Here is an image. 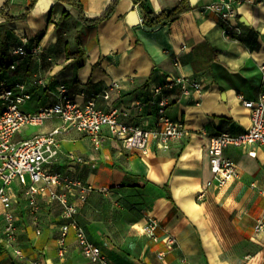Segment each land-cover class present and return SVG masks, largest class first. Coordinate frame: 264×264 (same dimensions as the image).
I'll return each instance as SVG.
<instances>
[{
	"label": "crops",
	"instance_id": "1",
	"mask_svg": "<svg viewBox=\"0 0 264 264\" xmlns=\"http://www.w3.org/2000/svg\"><path fill=\"white\" fill-rule=\"evenodd\" d=\"M29 1L11 0L13 13ZM78 1L87 23L79 20L73 5L60 0H38L26 17L7 20L2 10L8 0H0L2 87L26 84L32 97L22 109L36 112L53 105L66 85L78 104L95 99L105 111L118 108L120 121L152 131L164 129L159 114L164 102L165 115L186 127L185 137L169 149L151 139L145 152L127 149L109 128L103 129L99 144L74 130L60 137L52 172L96 188L85 202L72 199L78 208L75 218L89 240L112 264H264V229L255 230L258 220L264 222V148L228 147L225 156L237 165L238 177L224 187L209 184L208 153L211 137L242 133L251 124L240 96L256 100L264 87V0H192L191 11L153 29L142 24L133 0H117L110 18L99 23L95 21L116 0ZM179 1L148 3L159 13ZM214 2L231 3L237 17L226 20L208 9ZM65 11L71 16L62 19ZM24 38L25 48L37 47L38 53L13 54ZM205 41L216 53L210 66L200 49ZM168 77L200 81L202 92L185 95L178 87H167L156 94L155 87ZM60 124L51 119L32 126L36 129L29 135L21 130L16 138L47 134ZM12 190L18 195L12 207L17 239L8 241L0 202V264H94L72 230L60 255L61 227L67 220L61 218L58 201L40 196L35 221L17 182ZM151 221L157 223L158 240L143 231Z\"/></svg>",
	"mask_w": 264,
	"mask_h": 264
},
{
	"label": "built area",
	"instance_id": "2",
	"mask_svg": "<svg viewBox=\"0 0 264 264\" xmlns=\"http://www.w3.org/2000/svg\"><path fill=\"white\" fill-rule=\"evenodd\" d=\"M208 9L219 13L226 20L237 17V11L231 3L214 2L208 6ZM26 44L27 39L24 38L23 44L15 48L13 54L27 57L38 53L37 47L27 50ZM11 69H15V65H11ZM2 86L3 83L0 84V202L5 209V233L9 243L17 239L16 216L12 209L13 204L18 202V195L12 190L13 184L17 182L35 221L38 220L40 196H47L62 205L61 218L67 222L62 225L59 238L61 256L66 252L67 236L72 230L82 253L91 262L112 264L102 249L89 240L85 230L75 218L78 208L73 201L85 202L88 194L96 188L79 179L52 172L50 169L59 152L60 137L74 130L92 137L95 143L99 144L103 129L109 128L111 135L120 140L127 149L145 152L150 140L153 139L161 149L167 150L173 142L185 137V125L174 122L165 115L164 102L161 103L159 110L160 122L164 124L162 131H152L138 125L127 124L120 121V112L116 107L105 111L96 106L95 99H90L85 105L78 104L71 97L66 85H61L53 105L42 107L36 112H26L22 106L32 97L26 84L20 82L12 87ZM167 87H178L185 95L202 92L200 81L186 77H168L166 83L156 86L154 91L158 94ZM104 97L108 99L109 94L106 93ZM240 100L250 111L251 124L242 133L223 132L210 138L208 153L213 173L210 185L224 187L238 177L237 165L225 156L228 147L260 145L264 148V87L256 100H248L243 96H240ZM55 118L59 119L61 124L51 132L35 135L26 140H17V134L24 128L42 126ZM27 174L30 176V182L27 181ZM207 189L206 187L200 191L199 199L205 198ZM107 191V188L99 189L102 193ZM156 226V221H151L143 227V231L154 240H158L154 234ZM263 229L264 222L258 220L256 232H261ZM168 241L173 242L172 239ZM17 252L20 253L19 250Z\"/></svg>",
	"mask_w": 264,
	"mask_h": 264
},
{
	"label": "trees",
	"instance_id": "3",
	"mask_svg": "<svg viewBox=\"0 0 264 264\" xmlns=\"http://www.w3.org/2000/svg\"><path fill=\"white\" fill-rule=\"evenodd\" d=\"M38 0H30L29 3L22 8V11L15 15L13 13V8H15L11 4V0H8L4 10L2 13L6 17L7 20H18L22 19L27 16V14L34 8ZM66 3H70L71 5L76 8L79 13L80 17L79 20L83 23H87L89 19H87L83 14V7L78 0H60ZM136 6L139 7L142 16V24L150 29L157 28L161 25H166L175 22L178 20L184 13L189 12L192 10V0H180L174 7L170 9L163 10L161 12H156L148 3V0H133ZM117 3V0L114 4L103 14L99 19L95 21V23L102 22L110 18L112 11ZM71 16L70 12L65 11L62 15V19L68 18ZM200 49L206 51L203 56L207 59L208 63L207 66H210L213 60L216 57L215 50L209 45L207 41L200 46ZM203 59V57H202ZM171 199V195H168Z\"/></svg>",
	"mask_w": 264,
	"mask_h": 264
},
{
	"label": "rangeland",
	"instance_id": "4",
	"mask_svg": "<svg viewBox=\"0 0 264 264\" xmlns=\"http://www.w3.org/2000/svg\"><path fill=\"white\" fill-rule=\"evenodd\" d=\"M35 129H36V127L29 126V127L25 128V129H23V130L21 131V133H22L23 135H29V134H31ZM26 178H27V181L30 182V176H29L28 174L26 175Z\"/></svg>",
	"mask_w": 264,
	"mask_h": 264
},
{
	"label": "bare ground",
	"instance_id": "5",
	"mask_svg": "<svg viewBox=\"0 0 264 264\" xmlns=\"http://www.w3.org/2000/svg\"><path fill=\"white\" fill-rule=\"evenodd\" d=\"M106 4H107V1L105 3H103L102 5H100L99 7L94 8L92 11V14L99 13ZM48 39H51V35L48 36Z\"/></svg>",
	"mask_w": 264,
	"mask_h": 264
},
{
	"label": "water",
	"instance_id": "6",
	"mask_svg": "<svg viewBox=\"0 0 264 264\" xmlns=\"http://www.w3.org/2000/svg\"><path fill=\"white\" fill-rule=\"evenodd\" d=\"M240 21H241V23H243L245 25L249 24L248 21L245 18H243V17L240 19Z\"/></svg>",
	"mask_w": 264,
	"mask_h": 264
}]
</instances>
